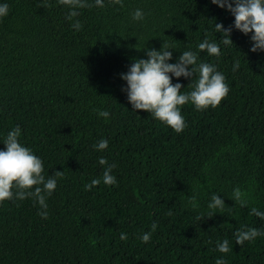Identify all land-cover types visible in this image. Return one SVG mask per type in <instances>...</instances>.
Segmentation results:
<instances>
[{
	"label": "trees",
	"instance_id": "trees-1",
	"mask_svg": "<svg viewBox=\"0 0 264 264\" xmlns=\"http://www.w3.org/2000/svg\"><path fill=\"white\" fill-rule=\"evenodd\" d=\"M103 2L79 10L76 31L57 0H0L8 5L0 18V150L18 125L19 142L43 161L44 175L64 172L46 200L47 219L32 198L0 203V264H264V236L235 243L237 230L264 231V220L250 214L253 207L264 213V52H251L250 35L211 0ZM45 3L53 6H39ZM137 9L143 20H133ZM215 23L233 28V45L220 43ZM206 35L221 54L199 53V61L225 75L230 91L221 104L183 106L179 134L133 111L121 79L131 64L162 44L175 63L184 51L198 52ZM172 82L192 90L190 79ZM101 139L108 148L97 152ZM100 157L116 165L117 183L86 191L103 176ZM236 188L246 193V207L233 199ZM213 194L225 208L209 219ZM224 239L228 254L216 250Z\"/></svg>",
	"mask_w": 264,
	"mask_h": 264
},
{
	"label": "clouds",
	"instance_id": "clouds-1",
	"mask_svg": "<svg viewBox=\"0 0 264 264\" xmlns=\"http://www.w3.org/2000/svg\"><path fill=\"white\" fill-rule=\"evenodd\" d=\"M57 3L66 7L69 11L66 19L71 21V27L80 31L83 25L76 19L81 13L80 9L91 7H104L103 0H94V4L89 0H57ZM109 3L123 6V0H109ZM213 5L221 9H226L234 17V28L244 34L250 35L252 47L251 52H264V0H211ZM50 8L51 3L39 5ZM8 15V5H0V18ZM133 20H143L144 13L137 9L132 14ZM216 33H220L222 39L220 43L225 46L233 45L231 33L233 28H225L222 23H215ZM220 43L210 41L207 38L200 42L197 51H184L179 55L175 63H169L173 59V51L169 46L162 44L159 51L147 49V59L135 60L126 74L121 75V79L127 84L126 92L129 103L133 111H143L171 128L177 134L186 128L185 119L181 109L186 104H192L196 110L205 111L209 108L215 109L224 100L230 91L226 83L225 75L218 71L211 63L199 61V53L206 52L209 56L219 57L221 54ZM240 62L237 60L233 65V71L238 70ZM196 76L193 81L192 77ZM179 80L181 77L190 79L187 87L190 92H182L184 89L181 83H173L172 78ZM99 117L107 118V111L96 110ZM21 129L17 125L10 130L3 141L4 150H0V203L13 199L23 201L32 198L34 203H38L42 211L38 212L43 219L48 218L46 200L57 188V180L63 178V171H55L53 175H44L43 161L33 153V151L23 146L19 142ZM94 150L102 152L108 148V141L101 139L93 145ZM99 164L106 166L102 178L93 179L90 184L85 185V190L90 191L101 182L106 186H115L117 181L111 173L116 167L115 164H108L104 157L99 158ZM246 193H242L239 188L233 192V199L243 208L247 206ZM189 202L193 207L197 206L196 198L193 196ZM208 208L213 210L207 218L215 215V210L223 211L225 202L218 195L213 194ZM251 215L264 220V213L253 207ZM168 215H172L169 210ZM198 220L204 219L202 216ZM157 224H152L151 232H146L141 236L143 243H148L152 233L157 229ZM259 236H264V231L256 228H243L235 232V243L243 246L246 242L252 243ZM127 234L121 233L120 239L127 240ZM216 250L222 254L232 251L229 241L224 239L217 241ZM215 264H227L223 258H218Z\"/></svg>",
	"mask_w": 264,
	"mask_h": 264
}]
</instances>
